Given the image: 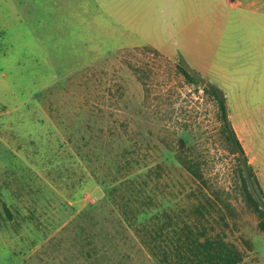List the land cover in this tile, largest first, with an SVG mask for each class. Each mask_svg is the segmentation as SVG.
<instances>
[{"label":"rangeland","instance_id":"obj_1","mask_svg":"<svg viewBox=\"0 0 264 264\" xmlns=\"http://www.w3.org/2000/svg\"><path fill=\"white\" fill-rule=\"evenodd\" d=\"M120 1L0 0V264H162L157 232L178 223L264 264L259 215L204 90L224 91L238 128L244 110L264 117V79L117 51Z\"/></svg>","mask_w":264,"mask_h":264},{"label":"crops","instance_id":"obj_2","mask_svg":"<svg viewBox=\"0 0 264 264\" xmlns=\"http://www.w3.org/2000/svg\"><path fill=\"white\" fill-rule=\"evenodd\" d=\"M122 5L119 20L110 16L117 23V51L212 61L217 68L239 69L230 72L232 78L264 79V0H121ZM158 11L162 17H153ZM240 69H249L248 75ZM232 125L264 192V117L244 110L240 127Z\"/></svg>","mask_w":264,"mask_h":264},{"label":"trees","instance_id":"obj_3","mask_svg":"<svg viewBox=\"0 0 264 264\" xmlns=\"http://www.w3.org/2000/svg\"><path fill=\"white\" fill-rule=\"evenodd\" d=\"M185 75L192 79L186 70ZM205 93L211 96L220 111L222 122L221 134L231 147V152L238 156L240 166L238 177L244 187L246 197L254 204L255 212L259 215L260 229L264 230V192L259 184L253 166L250 164L247 154L236 134L228 114V101L224 91L209 83L204 88ZM183 165L191 173L193 172L188 163ZM161 166H157L160 168ZM198 180H203L200 175H194ZM255 194V196H254ZM198 213L201 210L197 207ZM189 223H178L164 226L159 229L158 237L163 240L157 241V248H162V264H241L243 253L233 244L216 236H208L201 232V227ZM174 227V229H173ZM156 242V241H155Z\"/></svg>","mask_w":264,"mask_h":264}]
</instances>
